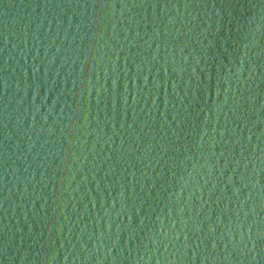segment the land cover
<instances>
[{
	"label": "water",
	"instance_id": "obj_1",
	"mask_svg": "<svg viewBox=\"0 0 264 264\" xmlns=\"http://www.w3.org/2000/svg\"><path fill=\"white\" fill-rule=\"evenodd\" d=\"M0 264H264V0H0Z\"/></svg>",
	"mask_w": 264,
	"mask_h": 264
}]
</instances>
